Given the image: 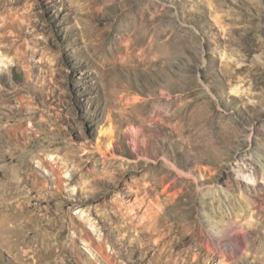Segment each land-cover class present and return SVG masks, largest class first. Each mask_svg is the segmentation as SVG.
I'll return each instance as SVG.
<instances>
[{
    "label": "rangeland",
    "instance_id": "1",
    "mask_svg": "<svg viewBox=\"0 0 264 264\" xmlns=\"http://www.w3.org/2000/svg\"><path fill=\"white\" fill-rule=\"evenodd\" d=\"M0 62V264H264V0H0Z\"/></svg>",
    "mask_w": 264,
    "mask_h": 264
},
{
    "label": "bare ground",
    "instance_id": "2",
    "mask_svg": "<svg viewBox=\"0 0 264 264\" xmlns=\"http://www.w3.org/2000/svg\"><path fill=\"white\" fill-rule=\"evenodd\" d=\"M0 64L4 66V63L0 62ZM145 247H147L146 243H145V245H142V248H145ZM172 258H173L172 252H169L166 256L163 251H159L155 255L154 264H176V263L171 261Z\"/></svg>",
    "mask_w": 264,
    "mask_h": 264
}]
</instances>
